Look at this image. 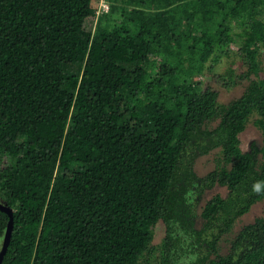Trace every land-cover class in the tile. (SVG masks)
Segmentation results:
<instances>
[{
  "label": "trees",
  "instance_id": "1",
  "mask_svg": "<svg viewBox=\"0 0 264 264\" xmlns=\"http://www.w3.org/2000/svg\"><path fill=\"white\" fill-rule=\"evenodd\" d=\"M103 1L0 0L1 264H264V0Z\"/></svg>",
  "mask_w": 264,
  "mask_h": 264
},
{
  "label": "rangeland",
  "instance_id": "2",
  "mask_svg": "<svg viewBox=\"0 0 264 264\" xmlns=\"http://www.w3.org/2000/svg\"><path fill=\"white\" fill-rule=\"evenodd\" d=\"M106 10H107V6H106L105 2L103 0H99L98 7H97V15L100 14L101 12L106 11ZM94 26H95L94 22L86 24V29L87 30H93ZM261 61H262V70L259 73V77L264 78V49L262 50ZM229 66L234 68L237 72L241 68L240 63H238L235 56H233V58L231 57L230 59L226 60L222 65H220L216 68V70H215L216 74H219L220 72L225 71L226 68H228ZM208 75L204 76L203 84L205 86L213 87L215 89V91L218 93L219 101L223 104L228 103L233 98L239 96L242 92V85L246 84V81H245L244 84L234 88V90L227 91V90L222 89L218 85L214 86L213 82L211 81V79ZM252 121H253V119L250 120V122L248 123V125L246 127V130L244 131V133L240 137V147L244 152H246L248 150L250 143L259 142V133L254 128ZM212 168H213V161H212L211 155L201 157L195 163V172L199 176H204L209 171H211ZM217 192H219V190H217V189L209 192L206 195V198L210 197L211 195L216 194ZM223 192L224 191H221V194ZM263 212H264V202L261 204L255 205L245 216H243L242 218H240L238 220V222L234 226L233 233H231V236L234 233H236L241 227L252 222L255 217L262 215ZM162 235H163V227H161L160 225H157L155 227V229H153V245L154 246L159 244V242L162 239Z\"/></svg>",
  "mask_w": 264,
  "mask_h": 264
},
{
  "label": "water",
  "instance_id": "3",
  "mask_svg": "<svg viewBox=\"0 0 264 264\" xmlns=\"http://www.w3.org/2000/svg\"><path fill=\"white\" fill-rule=\"evenodd\" d=\"M0 211L7 213L9 216V222H8L7 229H6L4 238H3L2 243H1V248H0V264H1L3 257L7 251V247H8L9 241H10V237H11L12 211L9 207H6V206L2 205L1 203H0Z\"/></svg>",
  "mask_w": 264,
  "mask_h": 264
},
{
  "label": "clouds",
  "instance_id": "4",
  "mask_svg": "<svg viewBox=\"0 0 264 264\" xmlns=\"http://www.w3.org/2000/svg\"><path fill=\"white\" fill-rule=\"evenodd\" d=\"M256 190L259 191V185L256 186Z\"/></svg>",
  "mask_w": 264,
  "mask_h": 264
}]
</instances>
